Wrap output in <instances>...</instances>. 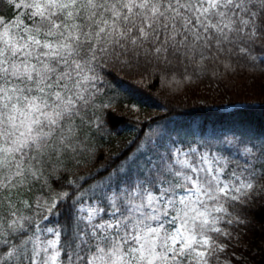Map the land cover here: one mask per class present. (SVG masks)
<instances>
[{
	"label": "snow or ice",
	"instance_id": "snow-or-ice-1",
	"mask_svg": "<svg viewBox=\"0 0 264 264\" xmlns=\"http://www.w3.org/2000/svg\"><path fill=\"white\" fill-rule=\"evenodd\" d=\"M264 73V0H0V264H236L264 128L159 121L119 164L120 76Z\"/></svg>",
	"mask_w": 264,
	"mask_h": 264
},
{
	"label": "trees",
	"instance_id": "trees-1",
	"mask_svg": "<svg viewBox=\"0 0 264 264\" xmlns=\"http://www.w3.org/2000/svg\"><path fill=\"white\" fill-rule=\"evenodd\" d=\"M119 79L121 108L113 120L114 127L110 128L112 135L95 138V156L88 160L81 174H96L97 169L119 164L126 153L135 150L138 140L157 127L154 121L170 129L189 125L220 128L239 121L257 129L264 128V73L259 70L241 68L222 79L206 75L176 91L162 88L155 78L151 81L145 78L143 83L140 77L120 76ZM206 93L214 95L210 103L202 101ZM256 99L262 103L254 105ZM226 105L233 109L228 110ZM144 106L164 113L149 123L138 121L135 110ZM260 190L244 207L245 223L233 233L242 239L239 244L233 240L230 246L236 253H230L236 264H264V191Z\"/></svg>",
	"mask_w": 264,
	"mask_h": 264
},
{
	"label": "rangeland",
	"instance_id": "rangeland-1",
	"mask_svg": "<svg viewBox=\"0 0 264 264\" xmlns=\"http://www.w3.org/2000/svg\"><path fill=\"white\" fill-rule=\"evenodd\" d=\"M213 98H214V95L212 93H206V95L202 98V101L210 103ZM261 103H262V101H259L256 99L253 104L259 105ZM226 106H227V108H229L228 110L233 109V108H230L229 105H226ZM163 113H164L163 110L153 109V108L148 107V106L139 107V108H136V110H135V119L138 121L144 122V123H149L153 119L158 118ZM260 189L261 188L258 187L257 191L259 192ZM262 191H264V188ZM228 252L229 253L233 252V254L236 255V253H234L232 247H229ZM237 257L240 258V256H237Z\"/></svg>",
	"mask_w": 264,
	"mask_h": 264
}]
</instances>
